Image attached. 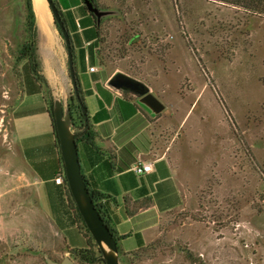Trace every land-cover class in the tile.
<instances>
[{"label": "rangeland", "instance_id": "1", "mask_svg": "<svg viewBox=\"0 0 264 264\" xmlns=\"http://www.w3.org/2000/svg\"><path fill=\"white\" fill-rule=\"evenodd\" d=\"M95 3V62L127 80L125 97L138 100L148 91L165 105L153 116L137 103L144 114L136 124L154 122L151 156L167 155L185 194L181 207L163 216L157 235L140 250L120 251L119 263L264 264V16L214 0ZM30 4L29 20L26 0H0V264H47V257L86 264L72 249L87 248L89 238L95 264H105L67 194L64 239L33 213L37 188L14 129L22 82L26 92L32 82L22 68L25 44L34 43L38 78L54 79L53 89L45 90L49 109L59 99L66 110L77 104L60 30L51 16L57 40L47 51ZM61 67L68 87L60 81ZM27 118L30 129L47 121ZM79 119L74 112L73 133Z\"/></svg>", "mask_w": 264, "mask_h": 264}, {"label": "crops", "instance_id": "2", "mask_svg": "<svg viewBox=\"0 0 264 264\" xmlns=\"http://www.w3.org/2000/svg\"><path fill=\"white\" fill-rule=\"evenodd\" d=\"M54 2L68 23L69 34L74 36L76 57L80 48L85 53L90 43L85 40V32L91 36L89 31L93 23L80 10L82 0ZM75 67L91 129L90 143L83 137L77 144L81 173L89 190L104 196L102 203H106L108 209L110 228L119 238L118 249L133 252L139 250L141 243L145 247L157 235L163 216L181 207L185 194L177 169L167 155L151 156L154 122L147 118L145 125L136 124L144 113L136 99L124 96L122 84L115 78L117 73H108L96 62L90 63L88 58L84 69L80 68L78 60ZM91 67L94 68L92 72ZM59 74L62 85L70 86L62 67ZM44 79L46 83L38 82L41 89L34 81L27 92V87L23 86V99L14 113V129L21 156L37 188L38 204L33 213L40 214L54 236L64 239L62 229L67 224L63 195L66 191L53 182L63 165L52 122L46 112L49 103L45 97L46 86L53 89L54 79L52 82L48 77ZM59 100L64 106L63 100ZM27 116L33 119L46 117L47 121L38 120L39 124L30 129L25 123ZM140 163H150L152 171L137 175L132 168ZM130 241L135 246L125 248V243Z\"/></svg>", "mask_w": 264, "mask_h": 264}, {"label": "water", "instance_id": "3", "mask_svg": "<svg viewBox=\"0 0 264 264\" xmlns=\"http://www.w3.org/2000/svg\"><path fill=\"white\" fill-rule=\"evenodd\" d=\"M45 2L49 13L53 17V22L60 30L61 36L64 40L74 101L78 105L82 114L83 125L88 129V115L80 102L75 59L69 32L64 25V21L54 0H45ZM82 2L87 10L98 19L100 12L92 5L91 0H82ZM115 78L118 83L127 84V80L123 79L119 74H117ZM137 103L143 106L153 116H157L165 110V105L148 91L144 92V95L137 100ZM53 119L65 180L72 200L91 235V238L99 248L105 264H120L117 242L114 235L98 213L94 202L91 199L89 188L81 173L76 137L75 133L71 131L72 114L70 110L64 109L63 103L60 100H55L53 103ZM47 264H73V262L69 258H66L62 262L57 263L47 257Z\"/></svg>", "mask_w": 264, "mask_h": 264}, {"label": "trees", "instance_id": "4", "mask_svg": "<svg viewBox=\"0 0 264 264\" xmlns=\"http://www.w3.org/2000/svg\"><path fill=\"white\" fill-rule=\"evenodd\" d=\"M214 1L226 4V5H230V6L239 7V8L246 10V11H249L250 13L264 16V0H214ZM91 3L97 9L95 0H91ZM26 6H27V10H28V19L30 20V19H32L30 0H26ZM32 9H33V1H32ZM80 10L84 15H88L91 18L92 23H93V25L89 31L91 33V36H88L87 32H85V40L87 42H90L89 45L87 46L86 50H85V53H84V50L82 48H80L78 50V54L76 57V55H75V46L76 45L74 42V36H71L70 34L69 35H70L71 42H72L74 59H75V61L78 60V64H79L80 68L84 69V64L86 65L87 58L89 59L90 63H92V64L95 63L96 53H95V51H93V49L95 50V48H96L95 44L97 43V41L99 39V22H98L97 18L95 17V15L90 13L84 5L80 7ZM33 12H34V9H33ZM34 16H35V12H34ZM61 17L64 21V25H65L66 29L68 30V26L66 24V21L64 20L62 15H61ZM35 20H36V16H35ZM34 53H35L34 43L31 45L25 44L23 46L22 54H23V56L26 57V62L22 68L27 70V72L31 75L32 81H34V83L36 85L38 84V89H41V85L38 83L41 80L38 78L36 72L34 73L35 69L38 67L37 63L35 61ZM100 66H102V65H100ZM22 85L25 86V88L27 87L26 83L24 85L22 82ZM79 94H80V102H81L82 106L84 107L85 111L87 112L80 88H79ZM68 108L70 109V112L72 114V120H73V113L76 111L78 112V115L80 117L79 120H80V126L81 127H80V130L75 133L76 143L78 144L79 142H81L80 138H83V137H86L85 141L87 143H90L91 129L90 128L86 129L85 126L83 125L82 114L79 110L78 105L75 106V105H73V103H70L68 105ZM46 112L49 114V117L51 119L52 127H53V134H54L56 141H57V144H58V138H57L54 119H53V105L49 109V111H46ZM58 146H59V144H58ZM85 183L88 186V183L86 181H85ZM89 192H90L91 199L93 200L94 205H95L98 213L100 214L102 219L105 221V223L110 228L109 221H108V209H107L106 203H102L104 196L98 195V194H96L90 190H89ZM66 194L68 195V200H69L68 205H69V207L72 208L74 215H75V218L77 217L78 219H82L77 208H76V206H75V204H74V202H73V200H72V197L70 195L69 190H66ZM72 206H74V209ZM110 230L112 231L116 242H118L119 238L115 236L114 231L111 228H110ZM91 245H92V240L89 238L87 248L72 249L74 252H76L75 256L80 262L86 263V264H95L99 260V257H97L95 255V253L91 250ZM142 248H144V247H143V244L141 243L139 250ZM119 252H120V250L118 249V253Z\"/></svg>", "mask_w": 264, "mask_h": 264}, {"label": "bare ground", "instance_id": "5", "mask_svg": "<svg viewBox=\"0 0 264 264\" xmlns=\"http://www.w3.org/2000/svg\"><path fill=\"white\" fill-rule=\"evenodd\" d=\"M33 5H34L33 9L35 8L34 12L36 16V22L38 20L41 34L44 39V47L48 51L50 48H52L55 45L57 40L51 24V14L48 11L45 0H34Z\"/></svg>", "mask_w": 264, "mask_h": 264}, {"label": "built area", "instance_id": "6", "mask_svg": "<svg viewBox=\"0 0 264 264\" xmlns=\"http://www.w3.org/2000/svg\"><path fill=\"white\" fill-rule=\"evenodd\" d=\"M90 71H94V68L91 67ZM132 170L137 174V175H142V174H146L152 171V166L150 163H140L138 165H135ZM53 182L56 185L62 186L65 191L68 190V186L65 180V174H64V170L62 168V170H60L54 177Z\"/></svg>", "mask_w": 264, "mask_h": 264}]
</instances>
